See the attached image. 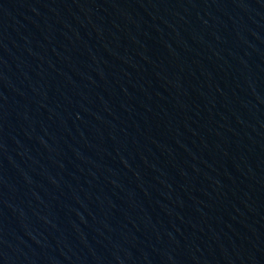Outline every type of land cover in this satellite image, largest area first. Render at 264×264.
I'll use <instances>...</instances> for the list:
<instances>
[{"label": "water", "instance_id": "1", "mask_svg": "<svg viewBox=\"0 0 264 264\" xmlns=\"http://www.w3.org/2000/svg\"><path fill=\"white\" fill-rule=\"evenodd\" d=\"M0 264H264V0H0Z\"/></svg>", "mask_w": 264, "mask_h": 264}]
</instances>
